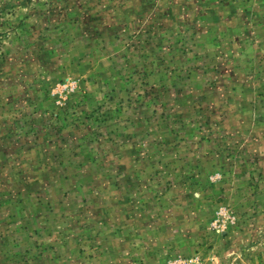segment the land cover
Masks as SVG:
<instances>
[{
  "label": "rangeland",
  "instance_id": "1",
  "mask_svg": "<svg viewBox=\"0 0 264 264\" xmlns=\"http://www.w3.org/2000/svg\"><path fill=\"white\" fill-rule=\"evenodd\" d=\"M0 264H264V0H0Z\"/></svg>",
  "mask_w": 264,
  "mask_h": 264
}]
</instances>
